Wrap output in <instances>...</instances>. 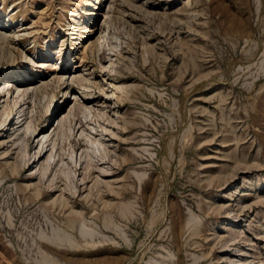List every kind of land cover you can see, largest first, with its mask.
Wrapping results in <instances>:
<instances>
[{"label":"rangeland","instance_id":"rangeland-1","mask_svg":"<svg viewBox=\"0 0 264 264\" xmlns=\"http://www.w3.org/2000/svg\"><path fill=\"white\" fill-rule=\"evenodd\" d=\"M0 264H264V0H0Z\"/></svg>","mask_w":264,"mask_h":264},{"label":"bare ground","instance_id":"bare-ground-1","mask_svg":"<svg viewBox=\"0 0 264 264\" xmlns=\"http://www.w3.org/2000/svg\"><path fill=\"white\" fill-rule=\"evenodd\" d=\"M46 3H47V2H46ZM47 5H48V4H47ZM42 12H43V11L41 10V11H39V12L37 13V14H38V18H40V19L43 17V16L40 17V15L42 14ZM38 18H37V20H38ZM43 19H44V18H43ZM43 19H42L41 21H43ZM38 23H39V22H38ZM44 23H45V22H44ZM67 23H68V22H67ZM36 25H37V24H36ZM21 31H22V30H21ZM29 31H30V30H29ZM31 31H32V29H31ZM2 32H3V31H2ZM26 32H27V30H26ZM24 33H25V32H24ZM3 34H4V33H3ZM6 36H7V35H5V37H6ZM33 36H34V35H33ZM46 46H47V45H46ZM91 49H92V48H91ZM30 60H31V59H30ZM106 64H107V63H102V66L105 67ZM110 69H111V68H110ZM59 80H60V79H59ZM5 82H6V87H5V88H6V90L8 91V89H7V87H8V86H7V85H8V81H5ZM63 82H64V81H63ZM9 83H10V82H9ZM3 91H4V90H3ZM7 91H6V92H7ZM15 103H16V102H15Z\"/></svg>","mask_w":264,"mask_h":264}]
</instances>
